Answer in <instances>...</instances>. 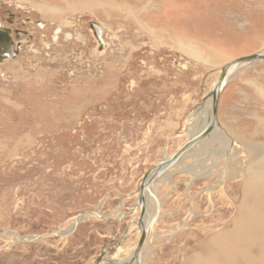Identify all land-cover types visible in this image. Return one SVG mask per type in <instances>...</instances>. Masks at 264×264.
Segmentation results:
<instances>
[{
	"label": "rangeland",
	"instance_id": "374dc122",
	"mask_svg": "<svg viewBox=\"0 0 264 264\" xmlns=\"http://www.w3.org/2000/svg\"><path fill=\"white\" fill-rule=\"evenodd\" d=\"M0 20L25 43L0 64V264H94L129 229L107 247L128 264L144 175L187 144L222 68L264 51V0H0ZM89 21L105 27L100 56ZM218 119L226 151L212 140L213 161L192 156L157 185L143 264H230L218 256L242 208L264 216V62L232 75Z\"/></svg>",
	"mask_w": 264,
	"mask_h": 264
},
{
	"label": "bare ground",
	"instance_id": "6f19581e",
	"mask_svg": "<svg viewBox=\"0 0 264 264\" xmlns=\"http://www.w3.org/2000/svg\"><path fill=\"white\" fill-rule=\"evenodd\" d=\"M103 30L105 32V29H103ZM104 35H105V33H104ZM104 41L109 45V42H107L105 39H104ZM94 51H93V54H94ZM248 66H251V65H248ZM236 70H239V69L234 68L232 73L235 72ZM203 105H199L195 109L194 113L192 114L191 120L189 121L188 125H189V128H190L191 133H192V134L190 133L191 134L190 138H193V137L203 133L205 130H207L211 126V123L213 120V117H212V114H213V112H212V110H213L212 109L213 108V97L210 96L208 103L205 104L204 106ZM229 139L232 140L231 136L227 133V130L221 125V128L218 127L209 137L204 138L195 147H193L189 152H187L183 157H181V159L175 164V166H173L174 170L171 171L170 170L171 168H170L167 171V173H165L159 180H157L155 182V184H153L150 187L149 193H147V195H146L147 211H146V219H145L146 228L148 231V238L144 244L142 255H144L143 253L147 250L148 244L151 240V237L153 236L152 230H153V228H155V226L157 224V220H158L157 218L159 215V206H158L157 202H156L157 204H155V205L158 208H156V209L154 208V202L156 200L155 197L157 194V187H158L157 185L160 184L161 181L167 180L176 171L180 170V168L177 169L175 167L180 166L181 168H184L186 165V164L183 165L185 159L187 160V159L193 158L192 156H196L200 153H203L205 158L207 156V158H206L207 160H211L212 155H213V152H212L213 150L209 151V148H211L210 146L212 145V140H215V141L217 140L216 142H214L216 149L218 147V151L216 152V156L222 155V152L226 151V149L224 150L225 147H224L223 143L226 142V147L228 148V145L230 146V142H231ZM224 156H226V155H224ZM171 157H168V159H170ZM208 158H210V159H208ZM211 161H213V159ZM215 161H216V158H215ZM258 167H259L258 172H255L253 175V178H254L253 184H258L259 182H264V160L260 163V165ZM211 169H213V170L216 169V163L211 165ZM186 171H187V173L192 174L194 176V178H195V176L196 177L199 176V175H196L197 172H199V171L203 172V174H200V176L201 175L202 176L207 175L206 174L207 171H205V166H203V165H199L198 167L188 166ZM249 194L252 196H255V195H258L259 192H255V194L254 193L252 194V192H250ZM137 201H139V194L137 197ZM254 201H256V203L258 204V201L256 198ZM138 204H137V206L141 210L140 204L139 205ZM251 206H248V204H246V206H244V208H242L243 209V211H242L243 216L238 221H236L235 226H234L235 229L226 236V238L229 241L226 242V244H225L226 249L223 248V250L221 251V252H223L222 255L218 256V257H220L219 259H228L229 262L232 260L230 262V264H234V261H236V259H238V257H239L241 260H243L244 263L252 264L251 263L252 260H251L250 255H249V250H250L252 244L257 241V239H256L257 237H259V236L264 237L263 235H261V233L263 232L262 230L264 229V216L262 215V213L260 211H254V212L250 211L248 208H250ZM246 210H248V211H246ZM94 214H95V212L94 213H86L84 215H91L92 216ZM99 218H101V216ZM259 221H262V222L260 223ZM76 225H77V221H76V223L71 224L69 229L67 231L63 232V234L71 233V231H73L75 229ZM185 226H186V223H182V225H180L179 227L183 228ZM15 239L18 240L19 239L18 236H15ZM254 240H256V241L254 242ZM21 241H22V239H21ZM108 250H107V248L105 250L106 256H105L104 262L109 261L112 264H114V263L115 264H126L124 262L120 263L119 261H117V259L109 257L107 255ZM135 251H136V249H135ZM135 251H134V254H135ZM238 252H240V253H238ZM260 252H261V257L264 259V251L261 250ZM130 259L127 260V261L130 260V262L128 264H137V262L134 259V255ZM104 262H102L101 264H103ZM205 263L208 264V261Z\"/></svg>",
	"mask_w": 264,
	"mask_h": 264
},
{
	"label": "water",
	"instance_id": "95a60500",
	"mask_svg": "<svg viewBox=\"0 0 264 264\" xmlns=\"http://www.w3.org/2000/svg\"><path fill=\"white\" fill-rule=\"evenodd\" d=\"M11 15V14H10ZM11 22V21H10ZM89 26L91 28L92 34L94 35L96 41H97V50L96 54L98 56L105 53V51L109 48V45L104 41V30L101 25L94 21H89ZM16 33V37L18 38L21 32L14 31ZM25 43L23 41H18L17 43L13 40V30L10 28H7L3 25V23L0 21V64L5 63L7 61L15 60L20 52L22 51ZM264 62V51L257 52L255 54L242 57L240 59H237L229 64H227L225 67L222 68L220 77L216 81L215 85L211 89V92L209 93V96L213 97V120L211 123V126L205 130L203 133L190 138L185 146L173 154V156L170 159H164L160 164L146 172L144 175L141 188L139 191V201L141 207V216L139 219V225L142 226L141 236L134 254V259L137 262V264H143L142 263V251L144 244L148 238V231L146 228V195L149 193L150 187L155 184L157 180H159L167 171L175 166V164L183 157L187 152H189L193 147H195L200 141H202L204 138L209 137L218 127L221 128V124L218 120V110H219V104H220V97L222 92L224 91L225 87L227 86L230 78L232 75L237 72L232 73L234 68H238L239 70L243 66L248 65H255L260 64ZM193 68V67H192ZM206 97V98H207ZM204 99V101L206 100ZM138 204V205H139ZM129 229L126 230L125 234H123L121 237H119L117 240H113L110 243H108L104 249L101 251V255L97 258L94 264H101L105 261V250L107 247L112 246L115 241L122 242L125 239V236L127 234ZM60 236H65L64 234H59ZM24 241V239H22Z\"/></svg>",
	"mask_w": 264,
	"mask_h": 264
},
{
	"label": "flooded vegetation",
	"instance_id": "af4514ba",
	"mask_svg": "<svg viewBox=\"0 0 264 264\" xmlns=\"http://www.w3.org/2000/svg\"><path fill=\"white\" fill-rule=\"evenodd\" d=\"M0 21L3 23L4 26H6L7 28H10V27L6 24L7 22L4 23L2 20H0ZM8 24H9V23H8ZM101 26H102V25H101ZM102 27H103V29H105L104 26H102ZM90 29H91V28H90ZM61 32H62L61 30H58V31H57V33H56L57 37L60 36ZM92 35H93V34H92ZM93 37H94V36H93ZM16 38H17V37H16V33H15L14 30H13V40H14L15 43H17V42L19 41V40L16 41ZM94 38H95V37H94ZM104 39L107 41L105 35H104ZM107 42H108V41H107ZM93 51H94V50H93ZM93 55H94V54H93Z\"/></svg>",
	"mask_w": 264,
	"mask_h": 264
},
{
	"label": "crops",
	"instance_id": "0c3cea01",
	"mask_svg": "<svg viewBox=\"0 0 264 264\" xmlns=\"http://www.w3.org/2000/svg\"><path fill=\"white\" fill-rule=\"evenodd\" d=\"M190 120H191V117H190ZM189 131V132H188ZM191 133V130L190 128L187 130V135H189Z\"/></svg>",
	"mask_w": 264,
	"mask_h": 264
}]
</instances>
